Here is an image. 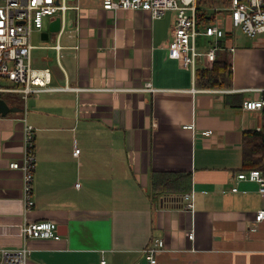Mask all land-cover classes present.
Returning a JSON list of instances; mask_svg holds the SVG:
<instances>
[{"label": "crops", "instance_id": "0c3cea01", "mask_svg": "<svg viewBox=\"0 0 264 264\" xmlns=\"http://www.w3.org/2000/svg\"><path fill=\"white\" fill-rule=\"evenodd\" d=\"M70 3L81 8L66 11L56 41L42 32L40 46L54 51L35 67H49L51 81L27 96L24 113H0V247H18L25 222L53 220L61 239H28V264H150L156 238L165 242L157 264H264V219L251 229L264 197L236 177L243 132L264 121L263 110L244 107L264 97V43L241 44L235 33L232 85L204 86L168 55L176 11L154 18ZM147 81L153 89H138ZM24 118L36 128L30 209L23 173L10 166L24 151ZM155 173H171L168 185L186 175L193 209L157 193Z\"/></svg>", "mask_w": 264, "mask_h": 264}, {"label": "built area", "instance_id": "2783aa9c", "mask_svg": "<svg viewBox=\"0 0 264 264\" xmlns=\"http://www.w3.org/2000/svg\"><path fill=\"white\" fill-rule=\"evenodd\" d=\"M104 9L117 11L119 9L148 10L154 18L162 17L166 11H176L175 24L168 44V55L178 59L185 67L196 71L198 60H204V65L211 67L219 50L233 53L236 45L233 35L236 29H241L248 36L254 37L264 33V0H230L226 9L230 11L225 26L218 17L220 7H206L208 12L215 11V17L209 22L198 23L197 13L200 0H100ZM74 8L80 10L81 5L71 4L70 0H0V92H22L27 97L32 92H40L51 81L49 67H35L32 64L33 29L42 30L45 16L60 17L64 27L65 13ZM219 9V10H218ZM210 15V13H209ZM201 28L203 30H201ZM203 33L212 38L208 49L197 48V35ZM59 50L62 46L57 43ZM75 47H79L75 45ZM65 85L61 88H68ZM152 82L147 81L140 90L153 89ZM244 107L250 110H263L264 97L245 100ZM186 128H194V123H187ZM35 126L24 118V151L21 159L13 160L10 166L20 169L23 173L22 192L26 209L34 205L33 180L36 168ZM256 129H262L258 126ZM208 133L212 130L207 131ZM80 148L75 146L74 154ZM239 180L253 181L258 184V190L264 197V171L260 168L242 169L237 172ZM78 185L80 183H77ZM238 190V186H233ZM194 193L187 191L181 194L184 207L193 209ZM264 219V207L256 212L255 225ZM188 237L194 238V231H188ZM61 239L59 225L53 220L25 222L22 227L23 241L18 247H0V264H28L31 247L30 238ZM165 242L156 238L153 246L146 250L150 264H157L156 253L164 248ZM99 264H109L103 256Z\"/></svg>", "mask_w": 264, "mask_h": 264}, {"label": "trees", "instance_id": "16d2710c", "mask_svg": "<svg viewBox=\"0 0 264 264\" xmlns=\"http://www.w3.org/2000/svg\"><path fill=\"white\" fill-rule=\"evenodd\" d=\"M230 0H200L197 19L199 24L209 22L215 17V11L208 12L206 7L228 6ZM221 9L219 11H221ZM210 13V15H209ZM232 63L230 61V52L226 49L219 50L216 60L211 67H202L196 69L197 82L204 86L230 87L232 85ZM264 112V108H263ZM260 168L264 171V121L262 129H246L243 132V169ZM171 173L154 174V190L162 194L181 195L187 192L190 184L186 182V175L174 174L177 185H168L172 180ZM173 190V191H171Z\"/></svg>", "mask_w": 264, "mask_h": 264}, {"label": "rangeland", "instance_id": "374dc122", "mask_svg": "<svg viewBox=\"0 0 264 264\" xmlns=\"http://www.w3.org/2000/svg\"><path fill=\"white\" fill-rule=\"evenodd\" d=\"M71 1V0H70ZM225 6V5H224ZM221 6L220 8L224 7ZM70 10V9H69ZM71 11H69L70 14ZM219 15L218 17L220 18V21L227 26L226 24V19L228 18L227 16L230 14V11L228 9L223 8L221 9V11H219ZM56 17H51L49 16H45L44 18V29L39 30V29H33V33H32V43L35 44V47L32 50V64L33 66H37V65H43L46 59V56L49 54L51 55L52 52L54 51L53 49H49L46 47H41L40 44L43 42H45L47 39H44L42 36V32L47 31L49 33V38L47 41H50V43H53L56 41V32L57 31H51L50 30V23L55 19ZM48 29V30H47ZM201 30H203L201 28ZM235 33H237L238 35V41L241 44L247 45V44H251L255 41L257 42H261L264 43V33H258L256 36L251 37L248 36L246 33H244L241 29H236ZM212 38L209 35L203 34V33H199L197 35V48L201 49V50H205L208 49L211 42H212ZM0 94L3 97H6L7 99H13V100H17L19 103L22 104L23 109L20 111H16V112H22L24 113L25 110L28 109V102L27 99L28 97H23L21 92H10V91H3L0 92Z\"/></svg>", "mask_w": 264, "mask_h": 264}, {"label": "water", "instance_id": "95a60500", "mask_svg": "<svg viewBox=\"0 0 264 264\" xmlns=\"http://www.w3.org/2000/svg\"><path fill=\"white\" fill-rule=\"evenodd\" d=\"M61 29V18L58 16L50 24L51 31H59ZM48 33V32H47ZM49 37V33L48 36ZM23 107L10 105L3 97L0 96V113L6 115L9 112H16L22 110Z\"/></svg>", "mask_w": 264, "mask_h": 264}]
</instances>
